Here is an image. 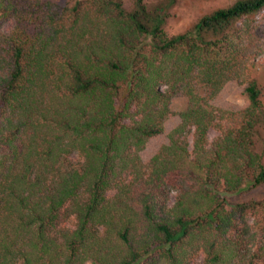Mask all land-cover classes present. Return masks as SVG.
Instances as JSON below:
<instances>
[{
	"label": "trees",
	"instance_id": "obj_1",
	"mask_svg": "<svg viewBox=\"0 0 264 264\" xmlns=\"http://www.w3.org/2000/svg\"><path fill=\"white\" fill-rule=\"evenodd\" d=\"M175 1L0 0V264H264V198L222 195L264 186L247 66L264 0L169 36ZM231 82L239 111L211 102ZM181 93L180 124L144 161Z\"/></svg>",
	"mask_w": 264,
	"mask_h": 264
},
{
	"label": "rangeland",
	"instance_id": "obj_2",
	"mask_svg": "<svg viewBox=\"0 0 264 264\" xmlns=\"http://www.w3.org/2000/svg\"><path fill=\"white\" fill-rule=\"evenodd\" d=\"M124 6L127 9L133 7L134 0H122ZM161 0H145L147 5H154ZM238 0H176L171 8L164 10L163 14L168 13L166 19L165 31L169 36L182 34L193 29L194 25L205 15H208L215 10L228 7ZM54 3L60 6L73 5L77 0H53ZM251 26L254 28L256 38V45L254 46V51L257 52L256 55L251 56L247 60V66L252 69L255 77L259 78L263 87L262 101L264 104V9L258 14L250 17ZM241 22L235 24V28H239ZM11 28V23L5 26V31ZM255 43V42H254ZM163 89V87H162ZM207 92V99L209 92L206 89L199 87L198 91L201 95H205L204 91ZM247 101L245 94V86L238 84L237 82H231L227 84L224 90L218 94L211 102L214 106L232 111L241 110ZM172 113L170 117L165 122V131L162 135H159L149 141L146 150L141 154L144 161L150 160V158L155 155L160 148L168 143L169 133L180 124V119L178 114L184 111L188 107V98L185 94L181 93L174 99L170 104ZM260 135L257 137L259 151L263 155L264 162V127L260 129ZM218 132L211 129L209 132V138L212 141ZM190 142H192L191 135L189 137ZM230 204H237L244 201L250 200H261L264 198V186H253L251 181L237 193L235 194H222ZM172 203L175 200V192L172 193ZM252 222V221H251ZM90 264V263H88Z\"/></svg>",
	"mask_w": 264,
	"mask_h": 264
}]
</instances>
